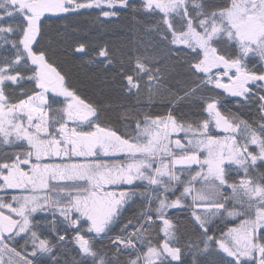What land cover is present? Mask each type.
Wrapping results in <instances>:
<instances>
[{
	"label": "snow or ice",
	"instance_id": "obj_1",
	"mask_svg": "<svg viewBox=\"0 0 264 264\" xmlns=\"http://www.w3.org/2000/svg\"><path fill=\"white\" fill-rule=\"evenodd\" d=\"M104 3L109 9L117 3L129 7V0ZM92 7H101V0H0V20L17 18L15 27L0 26V39L13 50L0 65V144H27L25 151L0 162V189L30 193L12 196L14 203L0 200V264H60L55 250L66 240L61 224L65 234L74 233L80 264L89 259L91 264H185L186 254L192 256L191 264H199L198 255L213 251L231 258L217 264H264V173L250 175L258 161L264 162V94L253 90L264 89V71L248 67L251 58L264 64V0L210 5L204 0H142L144 10L160 17L162 39L170 35L175 54L188 57L198 87L212 86L244 100L258 95V125L225 116L218 101L209 97L202 105L207 116L199 124L180 122L171 112L166 117L137 114L135 128L123 134L100 126L99 108L67 87L48 53L36 48L45 14ZM75 51L85 53L86 47L80 44ZM98 56L112 64L106 48ZM21 66L40 91L13 103L5 88L24 79ZM120 76L128 94H138L147 85L151 98L158 90L154 82L160 78L159 69L140 59ZM49 91L64 97L66 105L52 109L45 95ZM213 123L223 137L210 134ZM102 156L118 159L109 163ZM52 157L60 162H44ZM232 165L244 173L239 183H229ZM124 185L128 188L119 194L108 190ZM226 189H231L230 195H225ZM137 197L142 207L135 223L129 220L109 237L111 255L98 251L95 242L107 237L122 209ZM175 209L190 213L192 235L184 244L169 215ZM37 212L50 213L51 221L34 220ZM225 214L240 218V223L219 237L210 235L213 217ZM17 238L24 240L20 250L8 243H18Z\"/></svg>",
	"mask_w": 264,
	"mask_h": 264
},
{
	"label": "trees",
	"instance_id": "obj_2",
	"mask_svg": "<svg viewBox=\"0 0 264 264\" xmlns=\"http://www.w3.org/2000/svg\"><path fill=\"white\" fill-rule=\"evenodd\" d=\"M88 1L78 0L80 3ZM204 2L210 5L219 3L220 0H204ZM102 11H115L116 15L105 17L102 15ZM45 15L46 18H44L36 48L48 53L49 60L61 74L65 75L67 87L75 91L85 102H90L99 108L97 122L100 126L112 128L118 134L130 133L131 129L135 128L134 118L137 114L141 117L146 113L166 117L169 112L180 122L199 124L207 116L202 105L209 97L218 101L219 110L225 116L246 120L254 126L258 125L260 116L258 95L244 100L241 97H233L221 89H213L212 86L198 87L199 81L188 70L186 62L188 57H178L175 54L172 49L176 46L170 44V35L169 40L162 39L163 28L160 24V17L144 10L142 0H129L127 8L109 9L101 6L78 9L69 13ZM16 23V17H5L0 20V26L3 27H15ZM3 35L11 38L9 34ZM80 44L85 45V53L75 51ZM102 48H106L108 51L112 64H108L104 58L98 56ZM12 55L11 46L0 39V65H2L4 57H12ZM137 59L159 69L160 78L154 82V87H157L158 90L152 94L151 98L147 85L143 86L138 94L135 91L133 94H128L123 87L126 81L122 79L120 72H130ZM254 65L257 72L264 71V64H259L255 58H251L248 61V67L251 69ZM18 71L24 79H20L16 85L10 84L5 88L13 103L33 95L34 91H39V89H35L34 82L27 79L30 73L26 69L21 66ZM253 90L264 94V89H256L253 86ZM46 97L52 109H59L65 105L64 99L58 96L47 94ZM129 115L132 117L131 121ZM210 134L218 135L213 129L210 130ZM24 147L26 146L21 148L17 145L0 144V162H5L7 157L22 152ZM51 162L57 163L58 157L54 161H49V163ZM192 167L196 171L199 170L198 166ZM261 173H264V162L258 161L256 170L250 172V175L252 178H256ZM243 177L242 170L237 169L234 165L230 166L229 183H239ZM187 178L188 174L186 173L185 179ZM0 183L3 182L0 181ZM123 188L127 189L128 186ZM16 192L0 190V200L6 203L13 202L10 196L12 193L17 194ZM230 193L231 189H226L225 195H230ZM14 206L16 205L14 204ZM141 207V200L138 197L134 202L129 201L122 209L119 221L113 226V230L107 234L104 240H97L94 247L98 251H108L111 255L109 237L114 238L129 220L135 223ZM231 207L230 203L229 208L231 209ZM2 211L8 214L7 209ZM169 215L177 227L176 235L180 239V243L184 244L192 235L190 213L186 210L175 209L169 210ZM32 218L43 222L51 221L52 216L50 213L37 212L33 214ZM239 222L240 218L228 217L227 214L213 217L209 234L219 237L222 231H227L228 227H234ZM58 227L61 228L60 234L66 235L64 246L55 250L60 264H80L82 258L78 248L72 242L74 233L69 230L65 234L62 231L65 227L63 224ZM17 240L18 243L13 241H8V243L20 250L24 240L19 238ZM28 251H30V247ZM182 258L185 264H191L192 256L190 254H186ZM6 259L7 257H5ZM120 259L124 261L126 256H121ZM197 259L199 264H217L221 259L227 261L231 258L222 252L213 251L208 255H198ZM49 264H51L50 261ZM87 264H91L90 259Z\"/></svg>",
	"mask_w": 264,
	"mask_h": 264
},
{
	"label": "rangeland",
	"instance_id": "obj_3",
	"mask_svg": "<svg viewBox=\"0 0 264 264\" xmlns=\"http://www.w3.org/2000/svg\"><path fill=\"white\" fill-rule=\"evenodd\" d=\"M88 2H90V0H89ZM101 6H102V7H107L106 4L104 3V0H101ZM114 7H121V6L119 5V3H117ZM213 71H215V70H213ZM223 82H225V83L227 82V78H226V77L223 78ZM39 91H40V90H39ZM47 94L55 95V94L52 93L51 91L47 92L45 95L47 96ZM55 96H56V95H55ZM58 97H60V96H58ZM60 98L64 99V102H65V105H66L65 98H64V97H60ZM37 103H38V102H37ZM65 105H64V106H65ZM71 127H72V125H71V123H69V129H71ZM212 129H213V130L215 131V133H217L219 136L223 137L224 133H223L222 131L216 129L214 123H213V125L211 126V129H210V130H212ZM179 135H180L181 137L184 136L183 133H181V134H179ZM188 135L191 136V133H189ZM176 138H177L176 134H173V136H172L173 142L175 141ZM183 142L186 143V142H187V138H185V139L183 140ZM24 145H25L26 147H24L23 151H25V150L27 149V144L25 143ZM203 155H206V153H204ZM203 155H201V159H203ZM56 158H57V157H52L50 160H45L44 162H47V163H48L49 161H52V160H54V159H56ZM74 158H75L74 161H78V160L81 159V158H76V157H74ZM196 186H197L198 188L200 187L199 184H197ZM0 190L17 191V192H16L17 194L12 193L10 197H12V196H22V195L30 194V193L25 192V191H22V190H20V189H0ZM42 213H44V212H42ZM239 223H240V222H239ZM239 223H238V224H239ZM238 224H237V225H238ZM237 225H236V226H237Z\"/></svg>",
	"mask_w": 264,
	"mask_h": 264
},
{
	"label": "crops",
	"instance_id": "obj_4",
	"mask_svg": "<svg viewBox=\"0 0 264 264\" xmlns=\"http://www.w3.org/2000/svg\"><path fill=\"white\" fill-rule=\"evenodd\" d=\"M101 159L106 160L107 162L111 163L115 159H118V157H103L102 156ZM73 160H75L74 157H73ZM52 161H54V160H52ZM59 162H60V158H58V162L57 163H59ZM65 162H69V161L65 160ZM51 163H56V162H51ZM125 186H127V185H124V186H109L108 190H114V191L117 192V194H119V191L124 190L125 188H123V187H125Z\"/></svg>",
	"mask_w": 264,
	"mask_h": 264
},
{
	"label": "water",
	"instance_id": "obj_5",
	"mask_svg": "<svg viewBox=\"0 0 264 264\" xmlns=\"http://www.w3.org/2000/svg\"><path fill=\"white\" fill-rule=\"evenodd\" d=\"M47 14H56V13H47Z\"/></svg>",
	"mask_w": 264,
	"mask_h": 264
}]
</instances>
